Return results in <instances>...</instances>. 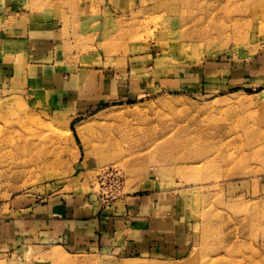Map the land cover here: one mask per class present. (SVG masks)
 Here are the masks:
<instances>
[{
  "label": "rangeland",
  "instance_id": "obj_1",
  "mask_svg": "<svg viewBox=\"0 0 264 264\" xmlns=\"http://www.w3.org/2000/svg\"><path fill=\"white\" fill-rule=\"evenodd\" d=\"M34 21L62 32L48 56L58 69H112L144 86L75 113L0 79V204L43 203L77 185L100 193L99 174L113 169L120 196L173 211L188 245L131 255L21 237L0 241V264H68L53 252L69 264H209L253 249L264 264V0H127L118 10L108 0H0V30Z\"/></svg>",
  "mask_w": 264,
  "mask_h": 264
},
{
  "label": "crops",
  "instance_id": "obj_2",
  "mask_svg": "<svg viewBox=\"0 0 264 264\" xmlns=\"http://www.w3.org/2000/svg\"><path fill=\"white\" fill-rule=\"evenodd\" d=\"M126 1L108 0L109 8L122 9ZM62 37L51 21L18 22L0 30V79L28 93L40 107L75 113L142 92L140 79H116L112 69H58L48 56L62 44ZM238 72L239 78L241 69ZM160 210L145 195L132 193L103 202L98 190L85 191L77 185L43 203L15 198L0 204V241L24 237L76 250L184 253L189 236L185 225L170 209Z\"/></svg>",
  "mask_w": 264,
  "mask_h": 264
},
{
  "label": "bare ground",
  "instance_id": "obj_3",
  "mask_svg": "<svg viewBox=\"0 0 264 264\" xmlns=\"http://www.w3.org/2000/svg\"><path fill=\"white\" fill-rule=\"evenodd\" d=\"M175 2V1H174ZM186 9V8H185ZM203 9V8H202ZM227 9V8H226ZM182 11V10H181ZM185 11V10H184ZM249 11V10H248ZM212 15H213V13H212ZM202 18V17H201ZM210 18H211V16H210ZM206 24V23H205ZM199 28V27H198ZM202 28V27H201ZM198 33V32H197ZM199 35V34H198ZM207 36H208V34H207ZM237 127V126H236ZM239 130V129H238ZM239 132V131H238ZM1 145V144H0ZM20 147L21 148H19V149H23V150H27V148L29 147V144L28 143H22L21 145H20ZM1 159V158H0ZM4 161V160H3ZM263 213V212H262ZM213 214L215 215V213L213 212ZM212 214V215H213ZM255 216H256V214H255ZM254 216V217H255ZM219 217V216H218ZM245 217V216H244ZM252 216H250V218H251ZM259 217H261V216H259ZM264 218V217H263ZM254 219V218H253ZM252 219V222H250V223H248L246 226L247 227H249V228H251V229H253L254 228V224H253V222H254V220ZM256 219V218H255ZM263 222V221H262ZM255 223V222H254ZM256 223H258V222H256ZM259 223H261L260 221H259ZM258 223V224H259ZM261 224H263V226H264V222L263 223H261ZM257 226V225H256ZM262 225H260V227H261ZM262 226V227H263ZM260 227H259V229H260ZM257 229H258V226L256 227ZM255 228V229H256ZM254 230V229H253ZM263 230V229H262ZM250 232V231H249ZM252 232V231H251ZM252 233H254V232H252ZM252 233H251V235H252ZM255 235V234H254ZM239 252H240V255L239 256H237V257H232L231 258V260H229L228 262L226 261V260H224V261H221L222 260V258L220 259V258H218V259H211V261H210V263L209 264H259L258 263V259H257V255H256V250L255 249H253V251H251L250 253H245V252H243V250H238ZM55 257H57V258H59V259H61V260H63V261H65L66 263H74V261H73V259H70V258H67V257H64V256H62V255H60V254H58L57 252H53L52 253ZM261 256V255H260ZM221 261V262H220ZM123 264H142V263H140V262H134V261H126V262H124ZM161 264V263H160Z\"/></svg>",
  "mask_w": 264,
  "mask_h": 264
},
{
  "label": "built area",
  "instance_id": "obj_4",
  "mask_svg": "<svg viewBox=\"0 0 264 264\" xmlns=\"http://www.w3.org/2000/svg\"><path fill=\"white\" fill-rule=\"evenodd\" d=\"M98 183L100 185V196L103 201L115 199L120 196V178L118 173L113 169L103 170L98 177Z\"/></svg>",
  "mask_w": 264,
  "mask_h": 264
}]
</instances>
